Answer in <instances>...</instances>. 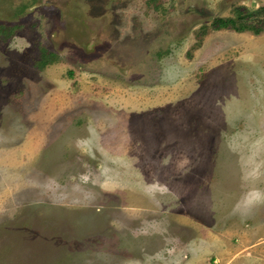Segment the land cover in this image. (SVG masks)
Returning a JSON list of instances; mask_svg holds the SVG:
<instances>
[{
  "label": "rangeland",
  "instance_id": "1",
  "mask_svg": "<svg viewBox=\"0 0 264 264\" xmlns=\"http://www.w3.org/2000/svg\"><path fill=\"white\" fill-rule=\"evenodd\" d=\"M261 6L0 0V264H264Z\"/></svg>",
  "mask_w": 264,
  "mask_h": 264
},
{
  "label": "trees",
  "instance_id": "2",
  "mask_svg": "<svg viewBox=\"0 0 264 264\" xmlns=\"http://www.w3.org/2000/svg\"><path fill=\"white\" fill-rule=\"evenodd\" d=\"M242 9H245V8L243 7ZM260 10L264 11V6H261ZM249 12L251 11L244 10V12H242L241 10H235L233 12V16L217 17L212 21V28L213 29H231L236 32L249 31L252 34H259L260 32L264 31V20L260 21L259 25L250 24L242 20L243 15ZM50 61H51L50 54L47 50H45L41 52L37 64L39 67H42L43 65L47 64Z\"/></svg>",
  "mask_w": 264,
  "mask_h": 264
}]
</instances>
